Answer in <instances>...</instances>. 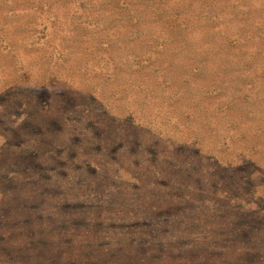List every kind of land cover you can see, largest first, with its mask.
I'll return each mask as SVG.
<instances>
[{"label": "rangeland", "instance_id": "374dc122", "mask_svg": "<svg viewBox=\"0 0 264 264\" xmlns=\"http://www.w3.org/2000/svg\"><path fill=\"white\" fill-rule=\"evenodd\" d=\"M0 264H264V0H0Z\"/></svg>", "mask_w": 264, "mask_h": 264}]
</instances>
